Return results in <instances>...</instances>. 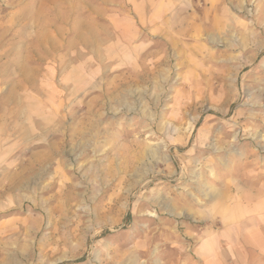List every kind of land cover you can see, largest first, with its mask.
Returning <instances> with one entry per match:
<instances>
[{"label": "rangeland", "instance_id": "obj_1", "mask_svg": "<svg viewBox=\"0 0 264 264\" xmlns=\"http://www.w3.org/2000/svg\"><path fill=\"white\" fill-rule=\"evenodd\" d=\"M0 264H264V0H0Z\"/></svg>", "mask_w": 264, "mask_h": 264}, {"label": "crops", "instance_id": "obj_2", "mask_svg": "<svg viewBox=\"0 0 264 264\" xmlns=\"http://www.w3.org/2000/svg\"><path fill=\"white\" fill-rule=\"evenodd\" d=\"M89 31H90L89 29H86L87 38L85 37V39H83V37L85 36L83 31L81 34L78 33L77 36L79 37V39H81V41L83 40L87 45L88 44L95 45L97 38L95 37L94 29L93 28L91 29L92 33H88ZM34 74L35 72H33V75ZM37 75L39 76V73Z\"/></svg>", "mask_w": 264, "mask_h": 264}, {"label": "bare ground", "instance_id": "obj_3", "mask_svg": "<svg viewBox=\"0 0 264 264\" xmlns=\"http://www.w3.org/2000/svg\"><path fill=\"white\" fill-rule=\"evenodd\" d=\"M36 171V170H35ZM71 171V170H70ZM36 173V172H35ZM39 173V172H38ZM37 174V173H36ZM66 186V185H65ZM67 187V186H66ZM60 188V187H59ZM68 188H69V185H68ZM66 189V188H65ZM60 190H61V188H60ZM64 191V190H63Z\"/></svg>", "mask_w": 264, "mask_h": 264}]
</instances>
